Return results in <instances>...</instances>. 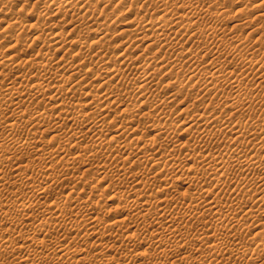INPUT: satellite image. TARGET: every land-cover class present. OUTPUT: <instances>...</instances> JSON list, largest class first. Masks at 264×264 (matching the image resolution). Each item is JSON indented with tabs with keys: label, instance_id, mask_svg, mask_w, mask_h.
I'll list each match as a JSON object with an SVG mask.
<instances>
[{
	"label": "bare ground",
	"instance_id": "1",
	"mask_svg": "<svg viewBox=\"0 0 264 264\" xmlns=\"http://www.w3.org/2000/svg\"><path fill=\"white\" fill-rule=\"evenodd\" d=\"M30 1L0 0V264H264V0Z\"/></svg>",
	"mask_w": 264,
	"mask_h": 264
},
{
	"label": "rangeland",
	"instance_id": "2",
	"mask_svg": "<svg viewBox=\"0 0 264 264\" xmlns=\"http://www.w3.org/2000/svg\"><path fill=\"white\" fill-rule=\"evenodd\" d=\"M28 2H30V4H31V1H30V0H28ZM28 2H27V3H28ZM108 11L112 12L111 9H106V12H108ZM233 20H234V19L227 21L226 26H228V27H229V26H232V24H234V21H233ZM119 27H120V26H117L116 28L119 29ZM47 49H49L50 52H52V53L55 52V51H54V46H52V45L49 46ZM7 52H9V51H7ZM57 56H61V54H57L56 57H57ZM57 58H58V57H57ZM68 58H69V55H66V56H65V59H68ZM97 82H99V79H98ZM166 92H167V91H166ZM47 102H48V100H46V103H47ZM43 104H44V103H43ZM175 107H178V105H175ZM175 107H172V108H171V110L173 109V112L176 111V109H177V108H175ZM174 113H175V112H174ZM46 135H48V134H46ZM47 140H48V139H47ZM82 167H83V166H82ZM93 175H94V174H93ZM95 175H96V174H95ZM95 175H94V176H95ZM96 176H97V175H96ZM96 176H95V177H96ZM181 187H183V186L181 185ZM97 190H98V189H96L95 191L97 192ZM124 190H125V189H124ZM124 190H122V191H124ZM98 191H99V190H98ZM108 193H109V192H108ZM108 193H106V196H105V194H104V196H103V198L105 197L104 200H103V198L101 199V201L103 200V203H105V201H106V202L108 201V202H107V205L111 203V201H109L108 199H106V198H109V197H107V196H108ZM100 203H101V202H100ZM103 203H101V204H103ZM105 204H106V203H105ZM103 205H104V204H103ZM142 249H143V248H142ZM139 250H141V249H139ZM150 255H151V253H150ZM152 255H153V254H152ZM152 255H151V256H152ZM153 256H154V255H153ZM155 256H156V255H155ZM262 262H263V261H262Z\"/></svg>",
	"mask_w": 264,
	"mask_h": 264
}]
</instances>
